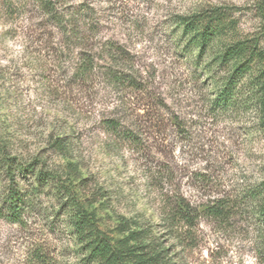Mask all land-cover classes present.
Segmentation results:
<instances>
[{
    "label": "rangeland",
    "instance_id": "obj_1",
    "mask_svg": "<svg viewBox=\"0 0 264 264\" xmlns=\"http://www.w3.org/2000/svg\"><path fill=\"white\" fill-rule=\"evenodd\" d=\"M50 3L53 17L41 0H0V264H85L93 232L74 234L67 188L117 246L158 242L173 264H264V206L246 194L264 181V0ZM214 9L201 48L191 37ZM235 43L248 53L221 63ZM244 61L237 105L215 110ZM113 118L134 139L108 129ZM7 158L34 166L17 179L32 197L17 222L3 214ZM176 195L231 207L170 224L162 207Z\"/></svg>",
    "mask_w": 264,
    "mask_h": 264
},
{
    "label": "trees",
    "instance_id": "obj_2",
    "mask_svg": "<svg viewBox=\"0 0 264 264\" xmlns=\"http://www.w3.org/2000/svg\"><path fill=\"white\" fill-rule=\"evenodd\" d=\"M43 7L48 11L52 17L54 9L51 7L50 0H41ZM195 15L194 17H203L204 14ZM221 12L217 9L211 11L209 15L205 17L206 22L202 25L201 30L195 33L191 38L194 39L196 44L201 48L205 47L210 40H212L215 30L213 21L219 19ZM58 20V18H55ZM196 21V20H194ZM184 33L193 31L195 29L194 22L192 20L184 21ZM215 27V28H214ZM248 50V46H243L242 43H235L232 46H228L224 52L219 56L220 62L224 63L231 59L232 57L244 53ZM248 53V51H247ZM90 63L86 59L83 64L80 65L78 72L81 75H85L90 70ZM247 70L246 61L239 64L225 79L223 86L216 93L212 100V105L215 110L229 109L235 107L237 96L239 91L237 90V83L240 78L243 77ZM264 72V70H263ZM261 77H264V73ZM259 84L260 90L262 91L261 105L264 120V81L259 79L255 83ZM121 123L117 119H109L107 121V128L111 129L116 135L123 138L134 139L129 130H122ZM6 165V173L9 178V183L6 188V195L3 200V208L5 216L10 221H20L23 215L26 213L27 209L30 207L32 202L31 193L21 191L18 184V177L25 175L27 173H33V164H21L14 161L13 158H7L4 161ZM37 179L39 185H45L48 181V172L39 170L37 172ZM66 188V187H65ZM67 194V199L75 205L73 209V214L71 215V221L74 227V234L80 239H84V235L87 233V226L91 227L93 232V239L91 240V245L89 253L85 259V264L94 262L95 264H131L130 261L133 258H137L140 263L144 262L146 264H173L172 258H169L167 248H161L160 243H153L152 245L140 244L138 246L124 245L119 243L117 246L108 236H106L99 228L95 225L94 216L91 213L86 212L82 206L77 202L75 196H73L70 189H64ZM246 194L252 197H258L261 199V205L264 206V181L259 184L256 188H247ZM203 208L201 210L198 207L193 206L185 197L182 195H176L175 202H165L162 207V211L165 213V219L170 224H176L179 221H185L192 224L196 218L204 214L208 217L222 219L225 216L226 211L231 207L230 202H227L224 198H214L207 203L202 204ZM139 231H132L131 235L134 239H138ZM122 242V241H121ZM139 250V252H137ZM40 260L42 258H39Z\"/></svg>",
    "mask_w": 264,
    "mask_h": 264
}]
</instances>
